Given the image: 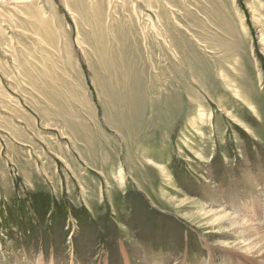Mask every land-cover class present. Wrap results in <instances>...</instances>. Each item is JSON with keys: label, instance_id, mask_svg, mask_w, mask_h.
Returning <instances> with one entry per match:
<instances>
[{"label": "rangeland", "instance_id": "374dc122", "mask_svg": "<svg viewBox=\"0 0 264 264\" xmlns=\"http://www.w3.org/2000/svg\"><path fill=\"white\" fill-rule=\"evenodd\" d=\"M257 204L264 0H0V264H232Z\"/></svg>", "mask_w": 264, "mask_h": 264}, {"label": "bare ground", "instance_id": "6f19581e", "mask_svg": "<svg viewBox=\"0 0 264 264\" xmlns=\"http://www.w3.org/2000/svg\"><path fill=\"white\" fill-rule=\"evenodd\" d=\"M215 214V213H210ZM264 212L261 205L257 204L252 210L249 217H239L236 214L223 213L218 215L215 221L228 219L234 226L232 235H237L235 239L238 244L235 249L226 250L232 264H264V225H262V216ZM242 215V214H241ZM245 250V251H242ZM206 262V261H205ZM203 264H212V258Z\"/></svg>", "mask_w": 264, "mask_h": 264}, {"label": "trees", "instance_id": "16d2710c", "mask_svg": "<svg viewBox=\"0 0 264 264\" xmlns=\"http://www.w3.org/2000/svg\"><path fill=\"white\" fill-rule=\"evenodd\" d=\"M34 199H36V198H34ZM37 199H38V198H37ZM37 199H36V200H37Z\"/></svg>", "mask_w": 264, "mask_h": 264}]
</instances>
